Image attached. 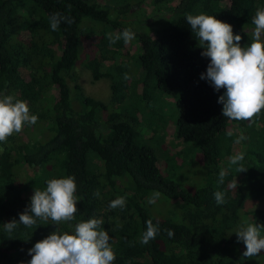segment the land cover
Returning a JSON list of instances; mask_svg holds the SVG:
<instances>
[{
	"label": "trees",
	"instance_id": "trees-1",
	"mask_svg": "<svg viewBox=\"0 0 264 264\" xmlns=\"http://www.w3.org/2000/svg\"><path fill=\"white\" fill-rule=\"evenodd\" d=\"M145 1L150 12L149 16L144 12L145 25L159 14L169 20L147 32L131 30L138 42L133 79L126 63L106 52L120 50V40L110 44L107 37L114 30L123 31L120 19L128 13L133 14L134 25ZM108 2L0 0V93L26 101L30 113L38 117L36 124L25 125L0 143V264H28V250L35 243L57 228L69 230V224L40 219L32 227L18 225L11 234L3 228L12 220L19 223L34 189L44 190L47 180L67 176L75 177L79 198L72 223L101 219L116 256L113 264H248L252 258L253 264H262L261 254L244 257L243 242L231 238V233L245 223L246 211L251 210L247 205L264 199V109L251 121L223 117L217 100L224 89L215 92L200 79L210 60L201 56L203 49L186 14L205 13L231 25L243 47L252 42V17L264 7V0ZM56 12L72 23L62 22L52 31L48 18ZM37 16L51 38H38L35 51L28 35ZM81 53L86 65L93 66V80H109L110 105L85 96L76 83L73 67ZM152 84L173 101V139L193 145L200 154L202 185L192 192L167 182L159 166L164 152L156 155L144 144L158 126L148 112L154 99ZM37 130L40 137L33 135ZM240 136L244 139L235 143ZM238 152L245 153L246 172L238 173L229 162ZM20 170L27 175L24 182L18 181ZM222 170L226 175L219 184ZM234 179L235 191L230 187ZM97 190L99 197L94 196ZM156 191L167 201L180 203L177 219L151 214L144 201ZM216 191L225 193L224 204L216 203ZM118 197L126 199L123 210L109 209V202ZM253 214L252 221L264 226V209L255 207ZM147 220L159 232L141 244Z\"/></svg>",
	"mask_w": 264,
	"mask_h": 264
},
{
	"label": "clouds",
	"instance_id": "clouds-1",
	"mask_svg": "<svg viewBox=\"0 0 264 264\" xmlns=\"http://www.w3.org/2000/svg\"><path fill=\"white\" fill-rule=\"evenodd\" d=\"M48 19L52 31H56L62 22L72 23L70 17L59 12L53 13ZM186 21L203 49L201 56L210 60L200 79L209 82L215 92L224 89L217 100L223 106V117L234 121H251L264 109V7L256 9L252 17V24L255 26L252 42L243 47L240 44L242 37L233 34L232 26L214 16L205 13L186 14ZM107 38L110 44L121 39L128 44L135 39V33L125 28L115 35L109 33ZM37 120L38 117L30 113L26 101L0 93V143L6 142L13 133H20L25 125L36 124ZM243 139L240 136L235 143L239 144ZM244 157V152L229 157L230 164L236 166L238 173L247 171L243 164ZM225 175L222 170L218 178L219 184H223ZM230 187L234 191L238 187L235 179ZM76 190L74 176L49 179L44 190L34 189L29 206L19 214V223L12 220L3 225L9 234L20 224L32 227L37 219L51 220L55 225H70L68 231L61 232L57 228L35 243L28 250V255L31 256L28 264H113L116 256L109 243L110 236L102 228L103 221L92 218L72 223L79 199L75 195ZM99 195L97 190L94 196ZM160 195L158 191L153 192L149 203H153ZM213 196L218 205L226 202L223 191H216ZM125 204V197H118L110 201L108 207L123 210ZM145 224L146 230L142 233L141 244H148L159 232L158 226L153 225L151 220H147ZM261 228L264 226L242 223L236 230L237 241H242L246 248L244 257L251 258L264 251ZM168 235L172 236L173 233L169 230Z\"/></svg>",
	"mask_w": 264,
	"mask_h": 264
},
{
	"label": "rangeland",
	"instance_id": "rangeland-1",
	"mask_svg": "<svg viewBox=\"0 0 264 264\" xmlns=\"http://www.w3.org/2000/svg\"><path fill=\"white\" fill-rule=\"evenodd\" d=\"M107 4H110L108 1ZM111 1V0H110ZM147 1L143 4V7L139 8L138 13L136 14V21L134 25L130 23L133 22V14L128 13L126 17L123 19L121 17V23L123 30L125 28L131 29L136 33L140 32H147L149 27H160V24H164L168 22L169 18L168 15H155L152 18L147 20V24H144V12H146L149 16V8L146 6ZM226 2L221 3V6H224ZM134 12V10H133ZM112 16V15H110ZM35 21L31 26V31L25 33V36L28 35L31 45L33 49L36 51L37 46L39 45L38 38H44V40H48L51 38V34L45 32L43 27L45 25L44 20L39 18L38 16L34 18ZM85 20L82 21L80 24V28L82 27ZM56 33V32H55ZM54 33V35H56ZM117 30L112 31V34L115 35ZM121 48L120 50L114 51H107V54H111L113 57H117L116 61H122L126 63V71L130 77L133 79L137 76V48L138 42L137 38L135 37L130 43L125 44L124 41L121 39ZM53 47H47V51L52 50ZM55 50V46H54ZM56 51V50H55ZM84 53V52H83ZM83 53L80 54L78 57L74 67L73 73L77 78L76 83L79 85L80 89L82 90L85 96L93 98L95 100L101 101L105 103L107 106L110 105V91H109V80L105 78H99L98 80H93L91 76V71L93 66L86 65L87 60ZM117 53L116 56L114 54ZM150 91L153 94V102L148 106V112L150 114L151 119L154 121L156 125L155 135L152 139H144V144L152 148L156 155L159 153L164 152L162 155L159 156L160 163L159 166L161 168V173L164 179L167 182L172 183L178 189H182L187 192L194 191L197 187L202 185V177L203 172L201 170V160L200 154L198 150L191 144H179L174 140V123L176 118V111L173 105V101L170 97L162 96L155 90L154 84L151 85ZM142 132V130H141ZM47 131L43 133L46 135ZM35 137H40V134L37 131L33 133ZM144 136V135H142ZM26 173L22 172L21 170L17 172L18 181H25L26 180ZM152 198V194L147 196L145 199V205L150 210L151 214L159 215L162 218L169 217L171 219L175 218V214H180V203L177 201H167L163 197H159L155 199L153 203H149V199ZM250 202V201H249ZM252 203V202H250ZM255 207L264 209V199L259 202H254L253 204L247 205L246 209H251L250 211H246L245 216V225L248 223L255 224L252 220L254 219V210ZM179 216V215H178ZM238 225L234 231L231 233V238L234 239L235 232L239 228ZM261 235H264V231L261 230ZM241 247V244H240ZM242 249H245V245L242 244ZM261 262L264 264V251L261 253ZM256 260L255 258H252ZM253 260H247L248 264H253Z\"/></svg>",
	"mask_w": 264,
	"mask_h": 264
}]
</instances>
